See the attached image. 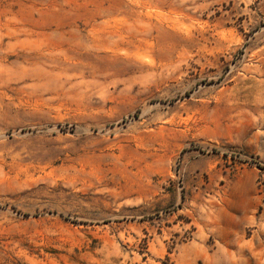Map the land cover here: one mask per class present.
I'll return each mask as SVG.
<instances>
[{"label": "rangeland", "instance_id": "rangeland-1", "mask_svg": "<svg viewBox=\"0 0 264 264\" xmlns=\"http://www.w3.org/2000/svg\"><path fill=\"white\" fill-rule=\"evenodd\" d=\"M0 264H264V0H0Z\"/></svg>", "mask_w": 264, "mask_h": 264}]
</instances>
